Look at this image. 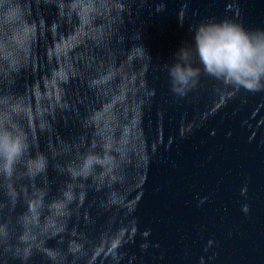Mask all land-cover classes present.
Wrapping results in <instances>:
<instances>
[{"label": "water", "instance_id": "95a60500", "mask_svg": "<svg viewBox=\"0 0 264 264\" xmlns=\"http://www.w3.org/2000/svg\"><path fill=\"white\" fill-rule=\"evenodd\" d=\"M30 4L36 37L12 88L31 108L38 147L82 134L92 113L89 137L100 133L127 157L118 202L91 189L88 219L74 222L90 240L91 264H264V90L201 77L177 97L165 68L203 18L264 27V0ZM133 43L151 56L148 68L128 61ZM48 179L54 194L64 177L50 167ZM116 240L121 247L112 249ZM32 264H42L39 254Z\"/></svg>", "mask_w": 264, "mask_h": 264}, {"label": "clouds", "instance_id": "9594fccd", "mask_svg": "<svg viewBox=\"0 0 264 264\" xmlns=\"http://www.w3.org/2000/svg\"><path fill=\"white\" fill-rule=\"evenodd\" d=\"M34 21L30 0H0V264H32L37 254L42 264H91L90 240L74 222L81 216L88 219L84 205L91 189L105 190L108 205L118 202L114 185L127 157L100 133L89 137L92 113L82 119V134L58 146L38 147L31 108L12 88L31 57ZM189 32L165 65L177 97L185 96L201 77L229 89L264 90V27L250 28L228 16L206 17L190 25ZM139 38V32L131 37ZM127 59L148 68L152 58L142 44L133 43ZM102 79H91L89 87ZM50 167L64 177L54 194ZM111 247L117 249L121 242Z\"/></svg>", "mask_w": 264, "mask_h": 264}]
</instances>
